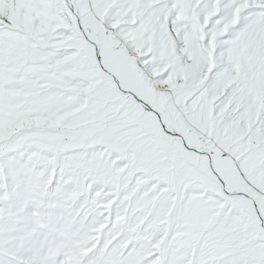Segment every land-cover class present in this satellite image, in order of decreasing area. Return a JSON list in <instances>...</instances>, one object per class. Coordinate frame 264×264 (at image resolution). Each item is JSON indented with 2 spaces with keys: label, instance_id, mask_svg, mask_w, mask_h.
<instances>
[{
  "label": "snow or ice",
  "instance_id": "snow-or-ice-1",
  "mask_svg": "<svg viewBox=\"0 0 264 264\" xmlns=\"http://www.w3.org/2000/svg\"><path fill=\"white\" fill-rule=\"evenodd\" d=\"M0 264H264V0H0Z\"/></svg>",
  "mask_w": 264,
  "mask_h": 264
}]
</instances>
